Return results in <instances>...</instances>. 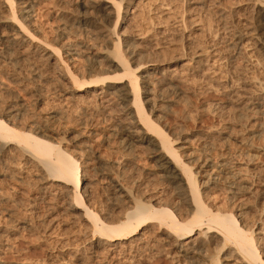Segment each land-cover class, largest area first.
Masks as SVG:
<instances>
[{
  "label": "bare ground",
  "instance_id": "obj_1",
  "mask_svg": "<svg viewBox=\"0 0 264 264\" xmlns=\"http://www.w3.org/2000/svg\"><path fill=\"white\" fill-rule=\"evenodd\" d=\"M37 1L0 0V45L4 44L7 48L40 42L32 31ZM249 2L252 13L250 18L234 30L232 45L240 51L264 53V0ZM124 4L125 0L82 2L84 11L74 22L76 28L69 29L65 25L57 35L56 44H44L49 53L45 62L48 66L59 68L62 77L72 84L71 99L80 100L92 96L103 105L101 108L106 103L115 102L128 122L120 119L114 133L118 137L122 135V145L126 148L136 147L135 143H138L139 146L153 150L159 162L160 174L170 185L174 198L167 199L170 200L167 203H162V198L155 206L150 200L138 197L125 182L124 173L115 171L109 162L97 158L81 163L77 157L63 149L56 139L43 136L41 118L34 112L31 113L34 118L26 120L30 111L24 102L19 101L10 106H2L0 102V162L5 164L2 175L17 180L19 184L28 186V189L33 180L48 183L39 188L37 195L31 199L30 206L33 208L41 202L48 201L52 208L54 202L70 201V206H66L67 210L72 209L67 212L68 217L84 224L85 237L92 242L93 248H100L103 254L99 262L110 263V259H120L117 257H124L125 253L130 256L127 257L129 260L139 251H144L143 248H152L164 251L172 264H264V249L261 247L264 239V212H261L255 223H250L242 212L226 211L217 207L215 202L211 203L212 198L216 199L214 194L217 187L222 184L233 201L240 200L249 191H254L260 198L264 196V181H260L259 187L255 188L251 180V174L256 169V176L263 172L257 163L264 157V144L254 140L264 137L262 123L256 132L251 131L247 137L234 138L237 148L229 146L230 141L228 145H223V151L216 152L214 133L211 131L201 135L199 148L177 146L180 137L176 132L159 124L155 119L156 111L146 108L147 104L152 106V87L157 74H161L159 79L163 84L175 90L178 87L176 81L202 85L210 81L216 83L218 80L220 89L235 88L234 84H223L221 78H216L220 69L217 66L224 58L222 41L212 33L210 25L205 30L207 39L190 54L168 61L152 60L135 64L127 56V53L133 54L132 45H126L125 48L116 31L120 19L125 18L124 14L131 8L127 3L123 8ZM114 19L117 24L112 28ZM72 29L79 31L74 34L76 37L84 33L89 41H77L76 47H73L71 41L68 42ZM92 41H100L102 50L96 49L98 47ZM90 48L95 49L94 53L87 56L90 74L81 77L74 75L68 61ZM64 53L70 58L66 59ZM170 62L174 64L168 65ZM198 72L203 75L200 79H196ZM243 81L245 85H242V90L252 102L255 92L250 88V81ZM50 118H55V115ZM50 130L61 135L69 128ZM97 135L101 136L100 133ZM226 137L230 140L232 138L231 134ZM184 143L191 144L188 139ZM236 155L246 156L245 161H236ZM93 162L98 164L94 168L101 174L100 181L107 182L104 189L109 192V196L112 195L118 203H126V209L117 218V224L106 223L108 219L103 218V214L91 203L92 192L84 186V165ZM23 226L32 227L27 221L23 222ZM16 231L14 229L10 233ZM82 256L79 259L83 260ZM64 260L62 257L59 262ZM0 264L3 263L0 261ZM21 264L29 262L24 260Z\"/></svg>",
  "mask_w": 264,
  "mask_h": 264
},
{
  "label": "rangeland",
  "instance_id": "obj_2",
  "mask_svg": "<svg viewBox=\"0 0 264 264\" xmlns=\"http://www.w3.org/2000/svg\"><path fill=\"white\" fill-rule=\"evenodd\" d=\"M85 1L87 0H38L35 3L32 31L40 42L7 48L4 44L0 45L1 105L24 102L30 111L26 120L31 121L34 118L31 113L34 112L41 118L43 136L56 139L63 149L77 157L81 163L97 158L107 161L115 171L124 173L125 182L138 197L150 200L155 206L162 198V203L170 202L174 193L160 174L159 162L156 161L153 150L139 146L138 143H135L136 147L126 148L122 145V135L118 137L114 133L120 119L128 122L115 102L106 103L101 108L103 105L92 96L80 100L71 99L72 84L62 77L59 68L48 66L45 62L49 53L44 44H56L57 35L65 25L69 29L76 28L74 22L83 13L81 3ZM249 1L125 0L123 8L127 4L131 8L124 14L126 17L120 19L116 31L124 47L132 45L133 54L127 53V56L135 64L152 60L168 61L190 54L207 39L205 30L210 25L212 33L222 41L224 58L217 66L220 69L216 78H221L223 84H234L235 88L220 89L218 80L215 83L210 79V83L202 85L176 81V91L160 81L161 74H157L153 81L151 103L154 108L149 104L146 108L156 111L155 119L159 124L176 132L180 137L176 142L177 146L199 148L201 135L211 131L214 133L216 152H221L225 149L223 145H228L230 141L229 146L237 148L234 138L247 137L251 131L256 132L261 123L264 127V53L252 50L244 52L232 45L234 30L250 18L252 13ZM116 24L114 19L111 27L115 28ZM72 30L68 42L71 41L73 47H76L75 43L89 41L84 33L76 37L74 34L79 31ZM92 42L98 47L96 49L102 50L100 41ZM92 52L95 49H86L80 56H74V59L64 53L66 59L70 58L68 63L74 75L81 77L90 74L87 56ZM172 64L174 62L168 63ZM197 74L196 79L203 77L202 73ZM243 80L250 81V88L255 92L252 102L242 90V85H245ZM52 115L55 118H50ZM53 128H69L70 131L56 135L50 130ZM72 128L75 132L71 131ZM99 133L101 136L97 135ZM228 134H231V140L226 137ZM108 135L110 136L107 137ZM187 139L191 144L184 143ZM254 140L264 144L263 136ZM245 157L236 155V161L243 163ZM4 165L0 162V261L3 264H21L24 260L29 264H172L164 251L152 248H143L144 251H139L137 256L129 259L131 262L127 260L130 257L127 253L125 258L120 256L117 257L120 259H110V263L99 262L103 254L101 255L100 248H93L92 242L85 237L84 224L68 217L67 212L72 210L66 209L70 206V201L54 202L52 208L48 201L41 202L33 208L30 206L31 199L37 195L39 188L48 183L33 180L31 189H28V186L19 184L17 180L2 175ZM95 165L98 166L96 162L84 165V186L92 192L91 203L103 214V218L108 219L106 223L117 224V218L125 211L126 203H118L112 195L109 196V192L104 189L107 182L100 181L102 177L94 168ZM257 165L263 172L256 176V169L251 174L255 188L259 187L260 181H264V157ZM253 192L249 191L240 200L233 201L222 184L217 187L216 195L214 194L216 199L212 198L211 203L215 202L217 207L226 211L242 212V216L247 217L246 220L255 223L261 212H264V196L260 198ZM26 221L32 227L25 228L23 222ZM14 229H17L16 233H10ZM261 247L264 249V239ZM62 257L66 259L64 263L59 262Z\"/></svg>",
  "mask_w": 264,
  "mask_h": 264
}]
</instances>
